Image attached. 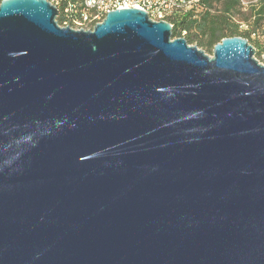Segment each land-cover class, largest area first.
I'll list each match as a JSON object with an SVG mask.
<instances>
[{"label":"water","instance_id":"1","mask_svg":"<svg viewBox=\"0 0 264 264\" xmlns=\"http://www.w3.org/2000/svg\"><path fill=\"white\" fill-rule=\"evenodd\" d=\"M0 4V264H264V64L142 9L93 30Z\"/></svg>","mask_w":264,"mask_h":264},{"label":"trees","instance_id":"2","mask_svg":"<svg viewBox=\"0 0 264 264\" xmlns=\"http://www.w3.org/2000/svg\"><path fill=\"white\" fill-rule=\"evenodd\" d=\"M244 0H203L198 10L175 19L173 38H185L204 52L226 38L242 37L264 54V0L251 4L243 13ZM59 24L61 21L58 19ZM184 32L186 35L184 36Z\"/></svg>","mask_w":264,"mask_h":264},{"label":"built area","instance_id":"3","mask_svg":"<svg viewBox=\"0 0 264 264\" xmlns=\"http://www.w3.org/2000/svg\"><path fill=\"white\" fill-rule=\"evenodd\" d=\"M3 0H0V4ZM58 11L62 27L93 30L114 10L142 9L156 22L172 26L175 19L198 10L203 0H47ZM186 35V32L183 34Z\"/></svg>","mask_w":264,"mask_h":264},{"label":"rangeland","instance_id":"4","mask_svg":"<svg viewBox=\"0 0 264 264\" xmlns=\"http://www.w3.org/2000/svg\"><path fill=\"white\" fill-rule=\"evenodd\" d=\"M256 2L257 0H244L243 13L246 14L251 4H255ZM193 46H196V45H193ZM206 54H208V56H212L213 52H206ZM255 57L260 63L264 64V54H262L261 56H258V53H257Z\"/></svg>","mask_w":264,"mask_h":264}]
</instances>
